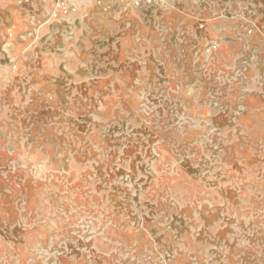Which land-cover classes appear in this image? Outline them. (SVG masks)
<instances>
[{"label": "rangeland", "instance_id": "1", "mask_svg": "<svg viewBox=\"0 0 264 264\" xmlns=\"http://www.w3.org/2000/svg\"><path fill=\"white\" fill-rule=\"evenodd\" d=\"M0 0V264H264V0Z\"/></svg>", "mask_w": 264, "mask_h": 264}, {"label": "built area", "instance_id": "2", "mask_svg": "<svg viewBox=\"0 0 264 264\" xmlns=\"http://www.w3.org/2000/svg\"><path fill=\"white\" fill-rule=\"evenodd\" d=\"M20 1H22V2H30L31 0H20ZM149 1H150V0H149ZM57 3H58L59 5L64 4V3H63V0H57Z\"/></svg>", "mask_w": 264, "mask_h": 264}]
</instances>
